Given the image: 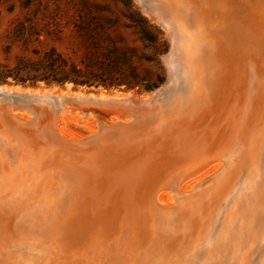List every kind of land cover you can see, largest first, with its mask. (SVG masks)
Masks as SVG:
<instances>
[{
	"label": "bare ground",
	"instance_id": "bare-ground-1",
	"mask_svg": "<svg viewBox=\"0 0 264 264\" xmlns=\"http://www.w3.org/2000/svg\"><path fill=\"white\" fill-rule=\"evenodd\" d=\"M135 1L141 11L160 26L156 14L143 6L144 0ZM147 1L169 13L184 38L187 114L180 119L171 115L175 107L172 103L160 116L149 122L140 119L132 128L129 127L130 119L113 117L115 112L124 114L126 109L133 111L138 106L139 99L132 94L104 96L70 90L38 91L0 86V90L26 100L19 104L23 111L19 120L28 122L31 119L24 112L26 110L33 112L35 107L46 110L41 123L54 130L60 139L75 141L87 138L89 142L108 143L103 149L113 153L102 158L93 153L92 156L83 154L71 159L67 154L53 152L49 146L53 145L51 141L18 143L12 140L15 143L12 145L7 142L13 139V135L6 136V143L10 146L5 151L0 149V178L4 180L0 182V187L16 205L25 202L23 206L28 207L34 203L48 211L47 216L41 217L45 220L43 224L30 219L39 213L40 208H33L29 213L22 211L23 220L29 215L31 227L36 231L31 237V244L22 253L16 254V258L23 260L24 264H48L50 261L53 264H70L75 256L84 252L75 248V244L67 247L54 236L62 235L66 227L63 217L67 212L59 214L57 207L60 210L63 201L64 206L69 205L79 192L86 193L87 189L100 195L107 193L108 202L103 200L97 211L107 210L109 218L103 221L100 229L97 228L98 235L95 234L100 241L85 251V262L264 264V213L260 220L256 219L259 209L264 210L261 206L264 203V179L257 181L256 178L259 162L264 160V108L254 110L258 102L256 97L245 101L246 76L242 77L248 72L249 61L259 66L256 61L257 41L261 38L264 41V35L261 34L262 29H257V24L264 18V2L261 6L257 0L254 6V0H247L243 2L244 6H240L235 0ZM224 45L236 51L233 53L234 64L222 51ZM166 60L167 56L164 62ZM223 81L227 82L228 91L217 85H222ZM244 102L250 111L237 121L235 117ZM230 104V111L224 114L222 109ZM74 105L100 109L107 119L92 113L81 116ZM219 107H222L221 111ZM185 116L194 122L189 124L192 129L205 122L206 131L202 134L201 131L192 132V137L199 139L198 143L180 147L179 144L171 145L155 154L148 152L146 147L140 150V158L148 154V157H154L143 161L147 171L137 182L129 178L110 183L107 179H99L103 171L112 169L109 162L117 160L116 168L125 163L127 158L120 160L123 150L118 147L124 149L159 141L169 136L171 125L190 123L188 118L180 121ZM62 121L69 136L60 129ZM210 121L213 126L207 131L210 128L206 125ZM176 128L182 129L181 126ZM134 132L138 133L133 135ZM171 141H177L176 135ZM235 153L242 154L241 164L229 160ZM208 163L210 165L200 173L198 168ZM227 163L229 167L226 169ZM225 169L226 172L223 171ZM74 176L82 177L83 183L69 185L68 179ZM190 181L194 182L184 191L183 185ZM152 185L153 188L150 187ZM115 187L117 191L114 192ZM238 205H252L256 215L238 216L233 211ZM72 219L68 216L67 227ZM48 237L52 239L49 241ZM255 243L257 245L254 246ZM120 246L122 250L118 256L115 252L111 253ZM253 249H256L254 253ZM108 251L113 256L110 254L109 257Z\"/></svg>",
	"mask_w": 264,
	"mask_h": 264
},
{
	"label": "water",
	"instance_id": "water-1",
	"mask_svg": "<svg viewBox=\"0 0 264 264\" xmlns=\"http://www.w3.org/2000/svg\"><path fill=\"white\" fill-rule=\"evenodd\" d=\"M255 1L257 0H254L253 2ZM259 1L262 6L264 0H259ZM143 2H144L143 6H145L148 10L156 14L159 25L162 27V29L164 28L165 36L169 43V50L165 55L167 56V60L166 62H164L166 67V79L164 83L159 88H157L156 90H154L153 92L149 93L146 96L143 97L134 96L135 98L139 99V103H137L138 106L136 105L137 107L133 111L132 109H126V113L124 112V114H120L118 112H115L113 116L116 119L121 117L130 119L131 122L129 124L130 125L129 127L132 128L136 126V124L140 121V119H143L144 121L147 120L149 122L151 121V119L158 117V115L160 116L162 113L166 111V109L170 108L172 103H174L175 105L174 112H172L171 114L172 116H174L173 118L180 119L181 116L187 114L185 113V111L187 110L185 109L187 102L185 89L188 80L186 79L187 73L185 72L183 67L184 64L183 59L186 57L184 51V43H183L184 38L180 34L179 29L173 20V17L169 15V13L165 12L162 9V7L155 6L153 2H152L153 4L148 3L147 0H144ZM243 2L246 3L247 0H235V3H237L240 6L241 5L244 6ZM256 4H257L256 2L253 3L254 6ZM263 19H261V21H258L257 24V29L259 30L262 29L263 31V33H261L262 35H264ZM202 37L203 36H201L200 38ZM258 41H257L258 53L256 54L257 55L256 61H258L259 66H257L256 64H251V61H249L247 66L248 72L246 73V75H242V77L245 78L246 76V83L244 89V93L246 96L244 98L245 101L246 99H249V101H251L254 97H256L258 102L255 104L254 110L257 108L260 111L261 109L264 108V41L262 40V38L259 42ZM227 45L223 46L222 51L229 56L227 60L231 61V64H234L233 53H235L236 51L232 47L230 50L227 47ZM219 65H221L220 62L218 64V69H219ZM223 69L224 68H222V70ZM222 83H223L222 85L220 84L217 85L219 87L221 86L223 90L228 91L227 82L223 81ZM0 86L8 87V88L11 87L7 85H0ZM234 93H235L234 95H237L236 92ZM30 100L31 98H29V101ZM22 101L24 102L26 100L24 98L21 99L19 97L13 96L9 91L0 90V149L3 148L4 151L8 149L9 144L7 143H12V145H14L15 143L12 142V140H15V142L18 143H22L21 141H28L30 143H34L44 140L45 142L51 141L53 143L54 146L52 144H49L53 152L58 151L62 154H67L70 157H72L71 159L74 158L76 159L78 156L80 157L83 154L90 156L93 153H95V156H97V158H102L105 155L107 156L113 155L112 152H106L103 149L107 147L106 145H108V143L104 144V142H97V141L89 142L87 138L75 140V141H68V140L66 141L57 137L56 132L54 130H51L49 127L44 126L41 123V120L46 114L45 112L46 110H42L36 107L34 108L36 111L33 109V112L26 110L24 112L27 115H29L31 119L28 122H23L22 120H19V117L23 113L21 107L19 106V104ZM174 101H176V103ZM244 103L245 104H242L244 106L239 110V113L235 117L237 121H239L242 117H245L247 111H250V108L249 109L247 108L246 102ZM74 107L77 109L78 112H80L81 116H86L88 113H92L96 117L107 119V117H104V113L100 109L80 107L79 105H74ZM235 108H237V105L233 107V110ZM251 108H253V106H251ZM221 109L222 107L220 108V111ZM230 109H231V104L226 105L222 109V112L225 111L224 114H226L227 110L230 111ZM187 118L188 117L185 116L180 121L185 120ZM232 119L234 120L233 117ZM188 121H191V119L188 118ZM192 123L194 122L191 121L190 123H184L185 125H179V124L171 125L172 128L170 129L169 136L163 137L159 141L156 138L157 141L152 144H146L144 146L135 145L128 148L124 147V149L121 146L118 147V149L124 151V152L120 151L122 154L120 160L127 158L126 160H124L125 163L123 164V166L120 168H116L114 166H117L116 164L117 160L111 161L109 162V164H112L110 166V168L112 169L110 171L108 170L103 171V173H101V178H99L98 176L97 177L99 179H104V181L107 179L108 183H110V181L112 180H120V179L126 180L128 178L131 181L134 180L135 182L139 181L142 177L141 175L147 171V166L144 165L143 161H146L154 157V155L148 157L149 155L148 154L145 155L146 157L144 156L143 158H140L138 156L140 153L139 151L145 149L146 147L148 152L155 154L158 151L161 150L164 151L165 148L168 149L171 145L179 144L178 146L180 147L183 144H187L193 146L194 144L198 143L199 139L192 137V132L201 131L200 133L202 134L203 131L206 130L204 127L205 122H202L200 125L197 126L195 125L193 129L189 125ZM211 124L212 122L210 121V123L208 122V124L206 125L208 128H210L207 129V131L211 130L213 126V124L212 125ZM176 126L178 127L181 126L182 129L178 130ZM136 133L138 132H134L132 134L136 135ZM9 134L13 135V139L8 140L10 142H7L6 136H8ZM175 135L177 141L172 142L171 139ZM202 140H205V138ZM112 149L117 150L115 148ZM241 156L242 154L235 153L234 155L231 156L229 160H231L232 162H239V164H241L242 163L241 161H243ZM111 158L115 159L114 156H112ZM210 163H208L205 166L199 167L198 168L199 172L201 173L202 171H204L205 168L208 165H210ZM259 164L260 165L258 169V174L256 176L257 181L258 179L261 180L264 179V160H262V162L260 161ZM228 167H229V163H227L226 169ZM226 169L223 171L226 172ZM188 178L191 177L189 176ZM186 179H184L183 182ZM68 180H69V185L71 186H74L76 182L78 184L83 183L82 177L74 176V177H70ZM3 181L4 180L0 178V182ZM150 187L153 188L154 185ZM116 188L117 187H115L114 192L117 191ZM3 190L4 189L0 187V264H24L23 260L16 258V254L22 253L27 248V245L31 244V239H32L31 237L33 236V234H36V231H34L35 229L31 227L32 221H29L30 216L27 215V217H25L26 220H23L24 217L23 214L26 213V211L27 213H29L28 211L32 210L33 208L35 209L40 208L39 213L36 216L30 217V219H34L37 221L39 220L38 223L43 224L45 220L44 218L41 217L47 216L48 211L44 209L42 205L41 206L33 205L34 203H31L32 205L30 204V206L28 207L23 206L25 202L16 205L12 197L6 195V193ZM87 191L88 192L81 194L79 192V195L75 196L73 200L70 202V204L67 206H64V201H63V203L60 204L61 205L60 210L58 209V207L56 209V212L59 214L60 212H64V211L67 213L64 214L66 216L63 217V219L65 218L63 222L64 225L66 226L65 229L62 228L64 229V232H62V235H56L54 237H58V239H60L64 244H66L67 247H70L73 244H75V248L84 251L83 253L78 254V256H75L71 260L70 264H90L89 262L84 261V253L85 251H88L91 248H93L100 241L99 236L96 237L97 228L99 227L100 229V226L103 224V221L109 218L107 214V210L97 211V209L103 203V200L105 202H108L107 193L100 195V193L99 194L94 193L92 192V190L89 189H87ZM99 196L101 198H99ZM261 206L264 207V203L261 204ZM22 211L24 213H22ZM233 211L236 212L235 214H237L240 217L241 215L248 216L251 213L255 214L252 205H244V207L238 205L237 208L234 209ZM263 213L264 210L261 211L259 209L256 219L260 220ZM68 216L73 217L71 223L68 222V224H70L69 227H67ZM59 221L61 222V219H59ZM59 221H57L58 223L56 222L58 225L60 223ZM56 233L57 230L55 234ZM54 237L52 236V238ZM121 237L125 238L123 236ZM52 238L48 237L47 240L50 241V239ZM124 241L127 242L126 238L124 239ZM253 245L255 246L257 245V243ZM121 250L122 247L120 246L117 250L112 251L111 253L115 252L117 254L116 256H118ZM255 250L256 249L251 250L252 253H254ZM111 253L108 251V256ZM111 256H113V254H111ZM48 264H53V263H51L50 261V263Z\"/></svg>",
	"mask_w": 264,
	"mask_h": 264
},
{
	"label": "rangeland",
	"instance_id": "rangeland-1",
	"mask_svg": "<svg viewBox=\"0 0 264 264\" xmlns=\"http://www.w3.org/2000/svg\"><path fill=\"white\" fill-rule=\"evenodd\" d=\"M88 27H97L105 45L118 55L126 56L143 85L153 88L105 90L72 84L47 85L41 81L34 85L30 81L21 84L12 79L4 85L38 91L70 90L104 96L132 94L143 97L164 83V57L169 50L165 31L141 11L135 0H0V65L11 69L19 59H37L51 47L79 60L80 57L73 53L81 54L83 35ZM60 129L69 136L63 121ZM193 182L185 183L183 190Z\"/></svg>",
	"mask_w": 264,
	"mask_h": 264
},
{
	"label": "trees",
	"instance_id": "trees-1",
	"mask_svg": "<svg viewBox=\"0 0 264 264\" xmlns=\"http://www.w3.org/2000/svg\"><path fill=\"white\" fill-rule=\"evenodd\" d=\"M82 52L73 54L79 60L60 53L51 47L37 59L21 58L13 68L0 65V85L7 84L8 79L24 84L37 81L51 84H72L80 87L120 89L124 91L150 90L153 86L143 85V80L136 68L126 56H120L103 41L97 27H88L84 32Z\"/></svg>",
	"mask_w": 264,
	"mask_h": 264
}]
</instances>
